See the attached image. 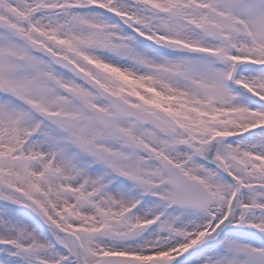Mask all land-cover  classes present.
Returning a JSON list of instances; mask_svg holds the SVG:
<instances>
[{"label":"snow or ice","instance_id":"1","mask_svg":"<svg viewBox=\"0 0 264 264\" xmlns=\"http://www.w3.org/2000/svg\"><path fill=\"white\" fill-rule=\"evenodd\" d=\"M0 264H264V0H0Z\"/></svg>","mask_w":264,"mask_h":264}]
</instances>
